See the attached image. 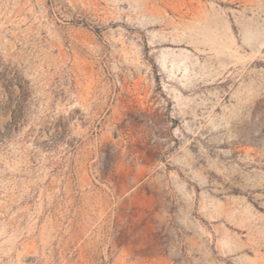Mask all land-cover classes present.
<instances>
[{
    "label": "rangeland",
    "instance_id": "374dc122",
    "mask_svg": "<svg viewBox=\"0 0 264 264\" xmlns=\"http://www.w3.org/2000/svg\"><path fill=\"white\" fill-rule=\"evenodd\" d=\"M0 264H264V0H0Z\"/></svg>",
    "mask_w": 264,
    "mask_h": 264
}]
</instances>
